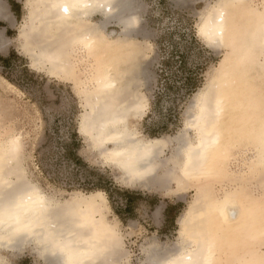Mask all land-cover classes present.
<instances>
[{
	"label": "bare ground",
	"instance_id": "bare-ground-1",
	"mask_svg": "<svg viewBox=\"0 0 264 264\" xmlns=\"http://www.w3.org/2000/svg\"><path fill=\"white\" fill-rule=\"evenodd\" d=\"M141 6L140 0H25L19 50L32 67L77 86L85 106L79 132L129 183L152 187L160 178L163 186L197 187L178 218L179 244L154 247L149 264H264V0H217L202 16L199 35L229 54L195 95L173 166L159 178L169 144L131 127L149 106L140 90L150 79L138 62ZM0 19L14 25L7 0H0ZM112 23L121 27L117 36L108 32ZM221 26L225 46L218 43ZM7 40L0 29V49ZM217 101L223 110L213 120ZM21 151L19 134L0 139V250L20 252L33 241L48 264H121L122 235L105 194L52 200L28 179Z\"/></svg>",
	"mask_w": 264,
	"mask_h": 264
},
{
	"label": "rangeland",
	"instance_id": "rangeland-1",
	"mask_svg": "<svg viewBox=\"0 0 264 264\" xmlns=\"http://www.w3.org/2000/svg\"><path fill=\"white\" fill-rule=\"evenodd\" d=\"M24 1L7 0L15 26L0 20V29H5L8 38L6 47L0 49V139L11 134L21 136L22 167L28 179L52 200L64 201L79 192H103L111 209L109 219L118 221L122 235L126 256L121 264H149L154 247L165 250L179 244L178 218L197 189L190 185L177 189L175 181L163 186L159 176L173 166L170 158L179 145L177 138L186 133L195 95L205 87L222 57L229 54L226 47L211 48L198 33L202 16L217 0H140L142 20L137 39L142 42L143 53L138 62L139 69H145L150 78L140 90L149 106L142 117L131 120V127L145 138H153L149 132L155 131L161 134L157 138L169 144L162 155L169 162L157 172V181L163 185L156 181L149 183L152 187L129 183L123 170L106 161L79 132L85 106L77 86L32 67L31 59L19 50L16 37L26 14ZM93 19L97 21L100 16ZM108 32L117 36L121 27L112 23ZM189 76L193 78L190 84ZM35 86L71 97V107L55 119L46 118L30 94L29 89ZM71 150L83 162H76ZM99 177H103L102 185L111 199L92 187ZM128 193L132 194L130 203ZM28 244L20 252L2 248L3 264H48L36 243Z\"/></svg>",
	"mask_w": 264,
	"mask_h": 264
},
{
	"label": "snow or ice",
	"instance_id": "snow-or-ice-1",
	"mask_svg": "<svg viewBox=\"0 0 264 264\" xmlns=\"http://www.w3.org/2000/svg\"><path fill=\"white\" fill-rule=\"evenodd\" d=\"M73 7H76L73 5ZM65 11L68 9L65 8ZM223 26H221L219 31V41L220 46H225L224 35H223ZM30 94L36 100L37 104L40 106L41 111L45 113V117L48 119H55L60 114L67 111L71 104L73 103L72 98L68 96H57L54 90H45L43 87L35 86L29 89ZM222 108L220 106V102L217 101L216 108L209 113V117L213 120L219 117L222 112ZM203 112V109H202ZM123 135V134H122ZM113 139H117V137H113ZM260 143L264 146V122H262L261 126V134H260Z\"/></svg>",
	"mask_w": 264,
	"mask_h": 264
},
{
	"label": "trees",
	"instance_id": "trees-1",
	"mask_svg": "<svg viewBox=\"0 0 264 264\" xmlns=\"http://www.w3.org/2000/svg\"><path fill=\"white\" fill-rule=\"evenodd\" d=\"M192 79H193L192 76H189V79L187 80V83L190 84V81H192ZM153 105L155 106L156 103L154 102ZM149 133H150V135H149ZM149 133H148L149 136H153V137H160L161 136V134H159V133H157L155 131H150ZM70 153L71 154L73 153L72 155L75 158L76 162L77 161L78 162H83V160L78 156V154H77V152L75 150H71ZM101 178L103 179V177L97 178V181L93 183L92 187H94V190H103L108 195V198L111 199L110 192H109L108 189H106L105 186L102 185V181H101L102 179ZM108 182H109L110 185H113V182L110 179H108ZM127 195H128V199L127 200L130 203L132 194L128 193Z\"/></svg>",
	"mask_w": 264,
	"mask_h": 264
},
{
	"label": "crops",
	"instance_id": "crops-1",
	"mask_svg": "<svg viewBox=\"0 0 264 264\" xmlns=\"http://www.w3.org/2000/svg\"><path fill=\"white\" fill-rule=\"evenodd\" d=\"M7 5H8V7H9V10H10V12H11V14H12V16H13L14 20H15V22H14V25H10L11 27H13V26H15V24H16L15 15L12 13V11H11V8H10V6H9L8 2H7ZM0 20H1V19H0ZM1 21H3V20H1ZM3 22H5V21H3ZM8 24H9V23H8Z\"/></svg>",
	"mask_w": 264,
	"mask_h": 264
}]
</instances>
